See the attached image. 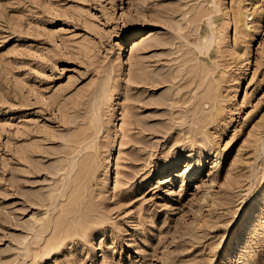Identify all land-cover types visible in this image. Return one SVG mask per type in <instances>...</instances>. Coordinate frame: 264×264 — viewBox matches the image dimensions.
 <instances>
[{
  "label": "rangeland",
  "instance_id": "rangeland-1",
  "mask_svg": "<svg viewBox=\"0 0 264 264\" xmlns=\"http://www.w3.org/2000/svg\"><path fill=\"white\" fill-rule=\"evenodd\" d=\"M0 264H264V0H0Z\"/></svg>",
  "mask_w": 264,
  "mask_h": 264
},
{
  "label": "bare ground",
  "instance_id": "bare-ground-1",
  "mask_svg": "<svg viewBox=\"0 0 264 264\" xmlns=\"http://www.w3.org/2000/svg\"><path fill=\"white\" fill-rule=\"evenodd\" d=\"M239 16V15H238ZM241 16V15H240ZM173 18V17H172ZM240 19V18H239ZM160 70V69H159ZM161 70H162V68H161ZM155 71V70H154ZM158 71V70H157ZM165 71V70H164ZM159 72V71H158ZM158 72H156V73H158ZM160 73V72H159ZM165 74V73H164ZM162 75V74H161ZM142 79V78H141ZM150 79V78H149ZM152 80V79H151ZM150 80V81H151ZM143 81H145V80H143ZM148 81V80H147ZM158 81V80H157ZM164 81V80H163ZM146 82V81H145ZM148 85H150V84H148ZM147 89V88H146ZM152 90V89H151ZM203 93V92H202ZM172 107V106H171ZM165 110V109H164ZM212 147V146H211ZM200 149V148H199ZM202 150H203V148H202ZM211 153V152H210ZM236 183V182H235ZM236 185V184H235ZM242 198V197H241ZM234 200H235V198H234ZM234 202V201H233ZM37 231V230H36Z\"/></svg>",
  "mask_w": 264,
  "mask_h": 264
}]
</instances>
